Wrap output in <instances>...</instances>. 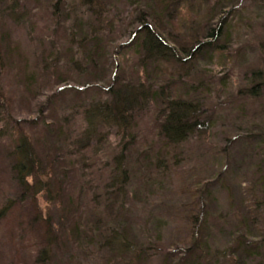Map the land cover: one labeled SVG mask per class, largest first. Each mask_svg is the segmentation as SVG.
<instances>
[{
  "label": "rangeland",
  "instance_id": "1",
  "mask_svg": "<svg viewBox=\"0 0 264 264\" xmlns=\"http://www.w3.org/2000/svg\"><path fill=\"white\" fill-rule=\"evenodd\" d=\"M164 2L95 0L91 8L108 13L104 20L114 17L113 29L119 32L111 49L113 76L147 89L154 84L144 77L141 55L134 52L139 49L117 53L138 44L132 37L140 20L152 23L155 12L166 9L162 20L174 37L191 39L198 32L203 37L219 28L223 37L215 45L224 47V54L217 52L213 63L187 65L181 73L187 84L178 85L194 90L191 100L211 116L212 128L165 149L158 138L159 109L151 106L135 118V138L126 139L128 162L123 164L131 180L114 206L107 202L106 186L127 142L123 133L102 128L107 143L95 144L83 160L69 157L79 148H70L73 142L64 145L55 137L66 119L71 122L65 131L78 136L85 126L80 108L108 91V86L86 88L90 77L84 73V55L94 39L79 45L77 23L63 14L74 7L88 13L84 20L92 19L88 0H0V264H264L263 234L245 225L257 214V229L264 231V94H239L259 84L251 80L253 73L264 75V0H171L168 9ZM95 28L88 33L91 39H108L103 28ZM21 137H28L48 164L41 180L29 179L30 190L13 173ZM155 155L160 156L156 169L150 165ZM51 159L61 160L58 167ZM87 161L88 170L82 167ZM70 165L75 172L65 174ZM207 185L208 199L200 208L206 210L204 232L211 239L197 261L186 255L193 241L189 216L199 209L198 189ZM81 214L89 220L101 217L106 225L119 223L136 246L113 249L105 241L79 242L74 232Z\"/></svg>",
  "mask_w": 264,
  "mask_h": 264
},
{
  "label": "trees",
  "instance_id": "2",
  "mask_svg": "<svg viewBox=\"0 0 264 264\" xmlns=\"http://www.w3.org/2000/svg\"><path fill=\"white\" fill-rule=\"evenodd\" d=\"M170 2L171 0L164 2V5L167 9L171 5H169ZM94 3L95 0H88V6H85L88 8L90 13L89 15L93 17L92 19L86 18L87 20H84V16L88 15V13L83 14L84 12L82 11L77 12L74 7L72 10L67 8L68 14L66 13L65 9L63 10V14L66 15V17L68 16L69 19L73 20L78 25L75 26V28L77 29L78 27L77 32L79 33H77V35L80 39L79 45L85 41L90 42V40L94 39L91 41L93 42L92 48L88 51H85L86 54L84 55L85 64L87 65L84 73L86 74L87 78L90 77V81L86 83V88L88 89L91 85L92 88L95 89L108 86V91L105 90V93H102L103 97L86 102L80 108L83 110L81 111V113H83L81 117L83 118L85 126L82 127L78 136H74V138L73 135L65 131V126H68L71 122L68 119L63 122L64 126L61 129L62 132L60 131L56 134L55 137L58 138V140H61L60 143H66V145H68L73 142L71 146L69 145L70 148L74 147L76 149L79 147L75 151L71 150L69 157H82L81 160H83V156H85L89 150L97 147V145L94 146L95 144H106L108 139H106L107 137H104V134L101 130L102 128H115V130H117L115 132L118 135L123 133L124 142L128 139H134L135 135L131 132L134 131L136 126H138L136 123L137 118H139V115L142 113L150 110L151 106L159 109L158 138L163 143L165 149L178 148L193 140L194 137L202 135L204 131L208 130L209 126L212 128L211 116H209L207 111L202 108L200 102L197 103L191 100V98L193 99L191 96L193 95L194 90L190 88L187 89V87H189L188 85L181 90L178 85L187 84L186 82L185 84L183 78H181V73L187 69V65L191 66L203 60H207L208 63H213V59L216 58L215 54L217 52L224 54V47L215 45L218 40L222 39L223 31H220L219 28L211 29L203 37L199 35L198 32V35H191V39L188 37L186 38L185 35L183 36L186 39H182L179 35V37H174V35L171 33V30L165 27L162 17L164 14L166 15V9L165 11L161 10V13L155 12V15L151 16L153 19L152 23H148L145 19H141L139 22L140 29H138L132 37V41L136 39L138 40V44H127L124 48H121L117 54L121 55L123 52H128L122 51L125 50L126 47L128 48L127 50H130L131 48L140 50L134 52H139L138 54L141 55L140 64L144 77L151 83L153 82L156 84L155 88V85L153 84L150 85L151 87L148 86L147 89L143 85L138 87L132 84H127L126 81L121 79L120 74L113 76V64H111L110 61L114 52L111 51V49L117 33V31L113 29L114 17L111 18V22L104 20L103 18L108 13L98 10V8L92 9L91 6ZM170 17L171 16H169V19ZM104 23L107 24L106 27ZM94 24L100 28H103V31H105L104 33L107 34L108 39H91L89 37V31H91L93 28L96 30V26L93 27ZM172 24L169 25L171 29ZM86 27L87 31L85 30ZM107 30L110 31L106 32ZM94 33L96 34L97 32L94 31ZM74 36L75 34L71 35L73 38L72 40H75ZM74 43L72 44L74 45ZM77 55V51H74V55L70 56L72 63H74V61L77 59ZM161 80H163V84L161 83ZM251 80L253 82L259 81V84H253L254 86L248 88L246 91L241 90L239 92L240 97H243L246 92L253 98H260V96L264 94L263 73L261 71L253 73ZM33 83L34 82L32 80V84ZM47 129H49V127ZM120 130L122 132H120ZM123 141H121V143H123ZM260 142L264 143V137L260 138ZM128 144L129 143L127 141L121 149L123 152L114 159V167L110 172L109 185L106 186V199L107 202H109V205L114 204L115 206L116 203H119V198L122 195L121 193L131 180L130 174L124 169L123 166L125 162H128V156H125L128 150L126 147ZM56 150L61 152V149L59 148ZM96 151L94 152L98 155L99 153ZM101 151L103 152V149H101ZM159 157V155L151 157V167H155V164L160 163ZM12 158L13 173L15 175L16 181L21 187L30 190L32 186L31 183H29V179L34 178L36 181H38L41 180L43 174L45 175L48 164H44V162L39 158L34 143H32L28 137H21L18 140V145L15 148ZM65 160H63L64 164L66 163ZM60 161V159H56L55 161L52 160L55 168L58 167ZM82 167L88 170L91 168V162H84ZM71 168L72 169L70 170L64 168L66 170L65 174L68 173L69 175L75 172L76 168L73 169V166ZM51 179L52 181L54 180L53 177H51ZM42 183L39 182L36 186H40ZM46 185V187H44L48 190L50 188L48 185L50 184ZM262 185L264 186V184ZM208 186L209 185L206 187H201L198 189V193H195L198 203L195 206L199 209L196 211L197 214L192 213V215L189 216V222L192 224L190 225V229L193 232V241H191V246H187L189 248L187 249L188 254L186 255H190L194 259L196 258L197 261H199L198 259H200V261L202 260L203 255L201 254H206V246L211 239V237H209V233L206 235L204 232L205 226L209 224L208 218L204 216L207 215L206 210L202 212L203 207L200 208V202L203 204V202L205 200L207 201L208 199V195L206 193ZM41 187V189H43V185ZM81 215L77 221L78 227L74 232L77 234L79 242L89 241L92 244H97L98 241H105V243H112L113 249L127 247L131 249V246H136L133 245L131 239H129V236L121 231V226L119 227V223L116 226L111 224L106 225V221L101 217L96 218L95 216V218L91 217L92 219L89 220L88 217L85 219L84 216ZM257 216L258 215L255 214V220H250L246 222L245 225L248 228L255 227L257 231H260L258 233L263 234L261 238L263 239L262 241L264 243V231L262 228L257 229L259 227V225H257L258 221L256 220V218H258ZM201 217H205L203 222ZM90 234H94V236L91 237L94 239H90L88 237ZM240 246L241 248L244 247L243 244H240ZM198 249H201L199 256L196 254ZM146 250H148V248L142 249L141 254H144ZM189 264L196 263L190 262Z\"/></svg>",
  "mask_w": 264,
  "mask_h": 264
}]
</instances>
